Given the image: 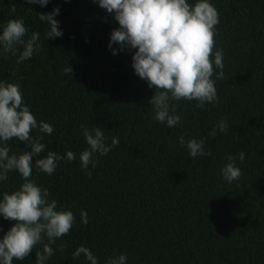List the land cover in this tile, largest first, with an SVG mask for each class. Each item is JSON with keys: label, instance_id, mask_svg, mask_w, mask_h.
Returning <instances> with one entry per match:
<instances>
[{"label": "trees", "instance_id": "trees-1", "mask_svg": "<svg viewBox=\"0 0 264 264\" xmlns=\"http://www.w3.org/2000/svg\"><path fill=\"white\" fill-rule=\"evenodd\" d=\"M210 3L219 14L213 59L217 49L224 53V79L216 80L215 72L212 77L219 102L198 109L196 101H174L181 121L168 128L154 119L149 101L155 87L132 67L137 49L109 48L119 24L98 0H49L44 7L0 0V33L9 20L22 19L25 39L37 32L40 44L19 64L11 54L0 56V80L19 83L36 120L53 127L50 135L32 132L43 136L42 157L48 151L76 154L73 161H59L52 175L33 168L32 179L48 189L49 200L75 217L46 264H88L83 255L72 258L81 245L98 264L120 254L127 256L126 264H264V0ZM57 7L54 19L63 35L47 38L48 25L37 13ZM68 66L71 74L64 71ZM224 118L227 132L209 136ZM95 127L104 130L107 145L113 137L120 143L105 156L94 154L89 177L80 167V153L89 147L82 128ZM181 135L186 141L205 139L211 155L191 158L178 143ZM0 146L9 147L10 155L31 151L16 138ZM228 155L242 172L231 183L220 173ZM21 183L17 171L9 172L0 181V200ZM82 210L87 224L81 222ZM15 223L0 216V239ZM60 245L63 251L56 250ZM40 248L13 264H36Z\"/></svg>", "mask_w": 264, "mask_h": 264}, {"label": "clouds", "instance_id": "clouds-1", "mask_svg": "<svg viewBox=\"0 0 264 264\" xmlns=\"http://www.w3.org/2000/svg\"><path fill=\"white\" fill-rule=\"evenodd\" d=\"M95 2V0H94ZM99 6L108 13H114L119 27L111 32L109 48L119 45L121 51L137 49L132 56V67L136 75L155 87L156 92L149 103L154 109V119L168 128L176 127L181 117L175 115L173 103L181 100L196 101L195 107L206 109L208 104L219 102L216 80L224 79L225 68L223 50L217 49L213 59L214 37L219 23L217 9L210 0H197L190 4L188 0H98ZM29 4L46 6L49 0H28ZM60 9L51 13L38 14L41 21L47 23V38L63 35L58 28L59 21L54 19ZM28 29L22 19L9 20L0 33V56L8 54L16 57V63L30 60L39 51V33L33 32L25 39ZM22 47V51L20 50ZM19 55L17 56V53ZM116 49H113V55ZM218 70V71H217ZM66 74L72 69L65 68ZM13 76L15 73L12 74ZM227 118L221 119L209 133L215 137L217 130L226 133ZM33 130L50 135L53 127L43 121H37L29 106L24 103L19 83L0 80V143L13 138L22 141L31 149L20 155H10L7 146H0V181H6L11 171H17L23 179L19 188L11 193L4 192L0 200V216L16 223L0 239V264H13V260L23 261L40 245L36 253V264H46L55 254L52 247L56 240L70 232L75 217L72 211L58 209L55 199L49 200L47 188L38 186L32 179L33 168L52 175L61 160L73 161L76 154L68 151L66 156L48 151L46 157L41 154L47 147L41 141L43 136H33ZM82 135L89 146L79 156L80 167L86 175L89 165L94 169V154L107 155L120 141L113 137L111 145L106 144V136L101 127L82 128ZM178 143L185 146L191 158L211 155L205 151V139L185 140L181 135ZM40 156L32 163L33 157ZM228 161L221 169L223 180L231 183L242 175L236 166V157L228 155ZM245 159V153H239V160ZM81 222L88 223L87 213L81 211ZM57 251H63V245ZM83 255L88 264H98L93 252L81 245L72 253L73 259ZM127 256L120 254L107 258L105 264H126Z\"/></svg>", "mask_w": 264, "mask_h": 264}]
</instances>
